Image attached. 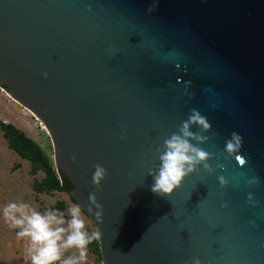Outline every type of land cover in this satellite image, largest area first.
<instances>
[{"label": "water", "instance_id": "water-1", "mask_svg": "<svg viewBox=\"0 0 264 264\" xmlns=\"http://www.w3.org/2000/svg\"><path fill=\"white\" fill-rule=\"evenodd\" d=\"M0 87L49 130L104 264H264V0H0ZM193 110L208 158L154 193Z\"/></svg>", "mask_w": 264, "mask_h": 264}, {"label": "clouds", "instance_id": "clouds-1", "mask_svg": "<svg viewBox=\"0 0 264 264\" xmlns=\"http://www.w3.org/2000/svg\"><path fill=\"white\" fill-rule=\"evenodd\" d=\"M151 11L153 9L149 8V12ZM43 76L46 79L48 74L44 73ZM190 124H198L205 129L209 127L206 119L193 110L189 121L183 125L181 134L173 135L165 141V150L159 157V171L154 176L152 185L154 193L171 194L196 165L207 160L208 153L189 142L192 135L188 130ZM240 146L241 137L234 133L232 140L226 144V151L237 152ZM240 163L243 164L244 160L240 159ZM106 175V170L97 165L92 177L93 184L99 186ZM68 211L71 219L65 221L62 213L41 214L27 204L8 203L0 209V215L9 227L19 229L17 238H29L27 254L30 264H88L89 245L99 240L101 233L93 231L89 234L85 230V220L82 219L79 204L73 205ZM65 224L67 227H64ZM73 248L78 255L63 258V253ZM195 264H199V261Z\"/></svg>", "mask_w": 264, "mask_h": 264}, {"label": "rangeland", "instance_id": "rangeland-1", "mask_svg": "<svg viewBox=\"0 0 264 264\" xmlns=\"http://www.w3.org/2000/svg\"><path fill=\"white\" fill-rule=\"evenodd\" d=\"M7 93L3 87H0V121L13 125L35 142L56 170L53 141L45 130L44 124L36 115L29 114L23 107L12 102L7 97ZM44 178L45 174L42 171L36 175L31 174V163L23 160L9 148L8 141L0 128V209L8 203L27 204L41 214L62 213L65 221L70 220L71 215L68 209L78 203L73 202L70 198L71 194L68 193L36 192L34 183L42 182ZM81 213L82 219L85 220V230L89 234L96 231L93 221L82 208ZM64 227H67V224ZM17 231L19 229L9 227L0 215V264H30L27 254L30 240L17 238ZM98 244L100 247V242ZM88 253V264H104L101 250L96 253L88 248ZM75 255H78V252L73 248L65 251L63 258Z\"/></svg>", "mask_w": 264, "mask_h": 264}, {"label": "trees", "instance_id": "trees-1", "mask_svg": "<svg viewBox=\"0 0 264 264\" xmlns=\"http://www.w3.org/2000/svg\"><path fill=\"white\" fill-rule=\"evenodd\" d=\"M0 128L4 133L5 139L8 141L9 148L16 152L23 160L31 163V174L36 175L40 171L45 174L42 182L34 183L33 187L36 192H64L71 194L73 188L71 181L61 171L60 175L56 172L53 165L35 142L11 124H5L0 121ZM70 198L73 202H76L72 194ZM98 243L99 240L93 241L89 245V248L99 253L100 247Z\"/></svg>", "mask_w": 264, "mask_h": 264}, {"label": "bare ground", "instance_id": "bare-ground-1", "mask_svg": "<svg viewBox=\"0 0 264 264\" xmlns=\"http://www.w3.org/2000/svg\"><path fill=\"white\" fill-rule=\"evenodd\" d=\"M7 95V97L12 101V102H14V103H16L17 105H19L20 107H23L24 109H25V111H27L29 114H31V115H33V116H35V114L31 111V110H29L28 108H26L25 106H23L21 103H19L17 100H15L9 93H7L6 94ZM37 117V116H36ZM1 118V117H0ZM6 118V117H5ZM5 118H3V119H5ZM6 120V119H5ZM8 121V120H7ZM44 126V128H45V130L47 131V133L49 134V136H51V134H50V132H49V130L47 129V127L45 126V125H43Z\"/></svg>", "mask_w": 264, "mask_h": 264}]
</instances>
